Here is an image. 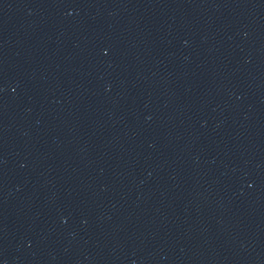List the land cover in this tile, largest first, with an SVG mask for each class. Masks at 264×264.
<instances>
[{
    "label": "water",
    "instance_id": "water-1",
    "mask_svg": "<svg viewBox=\"0 0 264 264\" xmlns=\"http://www.w3.org/2000/svg\"><path fill=\"white\" fill-rule=\"evenodd\" d=\"M264 77V0H229Z\"/></svg>",
    "mask_w": 264,
    "mask_h": 264
}]
</instances>
